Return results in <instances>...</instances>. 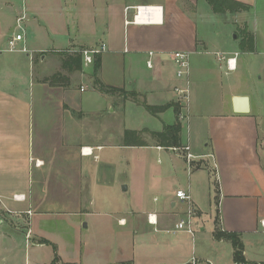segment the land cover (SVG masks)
<instances>
[{"label":"crops","instance_id":"1","mask_svg":"<svg viewBox=\"0 0 264 264\" xmlns=\"http://www.w3.org/2000/svg\"><path fill=\"white\" fill-rule=\"evenodd\" d=\"M46 1H52L50 5L56 6L62 13L63 21L53 25L48 19L50 27L45 29L39 22V15L48 10ZM232 1L247 5L249 11L217 14L206 1L209 7H203L201 0H28L24 2L23 9L19 5L16 8L11 0L5 2L0 9L15 8L19 14L17 22L23 16L18 26L24 23V29L46 36L43 45L46 47L40 41L31 44L26 40L27 36L18 33L23 36V41L19 43H23V47L20 49L25 48L26 52H10L8 43L16 34L7 37L0 28V209L14 217L24 215L30 220L35 214V207L49 204L46 201L52 192L56 196L58 191L56 201L72 211L88 207L86 212L97 214V198L91 190L94 186L112 188L110 186L114 184L117 172L116 162L111 156L107 157L108 149L152 147L159 151V155H165L163 184L157 189L142 191L143 202L138 200L134 206L126 208L125 213H109L112 223L117 222L119 228L135 234L131 251L123 259L119 258L117 264H157V259L163 256L168 263L161 264H191L193 259H196V264H234L232 244L214 238L217 215L222 231L241 235L246 260L249 263H264L262 83H259L262 88L254 92L253 100L238 89H230V101L225 102L230 110L215 119V136L198 138L193 131L196 128L194 122L203 118L195 116L192 119L193 105L188 111L182 109V116L188 117L187 135L182 137V146H189L191 153L198 158L196 162L202 164L197 169L189 167L184 153L180 152L182 149L157 147L149 142L150 138L146 139L149 134L143 135L149 142L148 147L123 146L125 131L162 132L164 125L176 123L174 107L156 116L145 108V105L162 107L178 103L175 88L182 82L176 77L172 54L189 52L200 62L216 53L224 54L226 58L239 54L235 71H228L225 62H222L227 74L243 69L240 54L264 57V0ZM138 6L159 7L161 14L155 16V23H136L134 15ZM198 16L205 26L203 35L199 31ZM221 17H224L225 24L232 21L236 26L238 32L234 39L224 40L219 32L212 34L216 33L213 28ZM244 30L254 36L255 52L241 49ZM52 33L54 37H51ZM101 44H105L107 50L99 55L100 69L96 75L94 64L86 66L84 61L81 71L69 72L63 68L68 56ZM48 54L57 57L56 66L59 65V69L38 78L35 56L40 55L42 64L48 66L51 64ZM55 75L62 77L60 83L52 81ZM77 81L79 84H76ZM84 81L93 82L97 88L94 94H88L89 85ZM97 82L124 90L127 95L124 98L120 93L105 94L99 90ZM108 96L114 100H109ZM241 96L250 99V112L247 114L234 111L233 100ZM112 107L111 114L118 116L119 111L124 112V120L135 127L125 126L122 129L119 145H108V141L105 145L87 142L80 121L85 122L87 117L102 114ZM185 111L191 113L185 115ZM151 119L157 121L152 129L146 126ZM85 149L92 154H84ZM128 171L131 175V170L127 169V174ZM183 176L186 182L173 189L172 182H182ZM35 178L40 191L34 187ZM119 187L120 192L130 191L128 183L121 182ZM124 187L127 189L124 190ZM180 190L191 195V204L177 198ZM149 193L157 196L150 202L147 201ZM47 194H50L48 199ZM15 196L23 198L17 200ZM184 205L188 210L190 207L193 209V224L195 217L201 219L195 225L200 223L198 234H206L207 227L201 226L205 213L213 205L216 209L215 222L207 233L211 234L209 244L199 247V238L196 242V235H192V257H188L186 252L178 256L173 244L162 243V236V241L158 242L147 238L149 234L173 238L177 234H188L185 231L175 232L176 226L183 220L181 216H187L188 210L185 211ZM151 216L154 224L149 221ZM134 219L138 221L137 225ZM85 224L88 228L90 223ZM136 236L140 239L139 245ZM146 242L154 246H145ZM59 257V264H68Z\"/></svg>","mask_w":264,"mask_h":264},{"label":"rangeland","instance_id":"2","mask_svg":"<svg viewBox=\"0 0 264 264\" xmlns=\"http://www.w3.org/2000/svg\"><path fill=\"white\" fill-rule=\"evenodd\" d=\"M11 1L14 2L13 5L16 8L19 5L20 9L21 7L22 9L25 7V1L28 2V0ZM201 1L202 3L200 4L203 7H209L205 1ZM5 2H8V0H0L1 8L5 6ZM51 2H45L48 10L39 15V22L43 27L45 26V29L46 27H50V24H47L48 19L53 22V25L61 24L63 21L62 13L58 11L56 6L50 5ZM200 15L203 18V15ZM18 16L19 14H17L15 8H11L10 10L6 8L0 9L1 33L7 37L23 33L24 36H27L26 40H29L31 44L40 41L42 46L45 45L46 36H39L38 32L33 33V31L24 29V23H20L21 27H19L18 22L21 21L23 16L19 17L17 22ZM223 18L221 17L217 20L216 28H213L216 33L212 34L219 32L218 35L223 37L224 40L225 38L229 40L234 39L238 32L236 26L233 25L232 21L225 24V19ZM197 21L200 34L203 35L205 26L199 16ZM46 32L51 31L46 30ZM51 37H54L53 33ZM55 38L57 37L55 36ZM22 47L23 43L19 44V48ZM43 47L45 48L46 46ZM55 48L58 47L55 46ZM240 55L243 69L232 74L226 73V70L223 68L224 64L217 59L216 55L204 57V63L200 62V60L196 61V57L190 55V106L193 105L194 107L192 119L195 116L203 118L196 119L194 122L196 128L193 131L200 139H205L209 135H216L214 128L215 119L225 115L230 110V107L225 104L226 101H230V89H238L250 95L253 100L254 92L264 86V57L260 55ZM48 57L51 64L46 66L42 64L40 55L35 56L38 78L45 76L46 73L53 74L55 70L59 69V65L56 66L57 57L50 54H48ZM84 82L89 85L87 88L88 94H94L93 91L97 88L93 82ZM259 83H262V86ZM76 84H79V81ZM78 87L77 85V89H79ZM97 91L99 92V90ZM123 97L125 98V96ZM108 99L114 100L110 96H108ZM113 108H109V110L102 114L87 117L85 122L80 121L83 133L85 134L84 138L87 142H99L105 145L104 143L108 141V145L110 143L112 145H119L122 139V129L125 126L135 127L124 120V112L121 113L118 110V116L111 114ZM189 113L185 111V115H189ZM156 122L155 119H151V122H147L146 126L152 129ZM182 128V137L185 138L188 130L187 118L182 122ZM146 139L150 143H155L150 135ZM180 152H184V150ZM106 154L108 158L111 156L112 161L116 162L117 172L114 177L115 181L112 182L114 184L110 186L112 188L94 186L93 190H91L97 198V206L95 208L98 211L97 214L86 212L88 207L81 208L83 211H72L71 208L60 203V201H56L59 195L58 191L56 196H54L55 192H52L51 197L50 194H47L46 199L50 198L46 202L49 204L45 203L41 204V207H35V214L30 220L24 215L21 218L14 217V215L0 209V264H53L56 255L64 258L68 261V264H117L118 262L116 261L119 258L123 259L131 251V242L135 234L127 233L119 228L117 222L112 223L109 213H114L115 211H123L125 213L126 208L134 206L138 200L139 202H143L142 191L148 188L157 189L163 184L165 177L163 166L165 155H159V151L152 147L123 149L113 147L110 150L108 149ZM196 161L192 163V167H195V169L202 165ZM127 169L131 170V175H129V171L127 174ZM36 180L35 178L34 187L37 191H40V186L36 185ZM26 182L28 186V176ZM121 182L130 184V191L128 193L120 192L119 185ZM185 182L186 179L183 176L182 182H172V188L177 189L180 187V183ZM147 197V201L150 202L153 197L157 196L149 193ZM51 203L55 204L51 205ZM56 203L60 204L56 205ZM184 207L185 211H187V205H184ZM215 210L213 205L203 217L204 224L201 226L207 227L206 234H198L200 231V226L198 227V225L200 223L197 226L195 225L201 219L200 217L194 218L195 224L192 227L196 233L194 234L196 235L195 241L197 242L199 238V247L209 244L211 240V234L207 233L209 232V227L215 222ZM102 212L106 214L100 215L99 213ZM181 218L186 220L187 216L182 215ZM134 221L137 225L138 221L135 219ZM85 223H90L88 228L84 227ZM29 230H32V232L34 230V232L32 233ZM125 230H127V227ZM161 236L164 238L162 239L163 241L160 239ZM193 237L191 234H177L174 238L163 234H149L147 236L152 242L161 240L163 244H173L174 252L178 256L182 252H186L188 257H192L193 254ZM136 238V242L138 243L140 239L137 236ZM41 240H47L50 244H40ZM54 246L57 247L56 250ZM145 246L152 248L154 245L146 242ZM164 258V256L159 257L157 264L168 263Z\"/></svg>","mask_w":264,"mask_h":264},{"label":"trees","instance_id":"3","mask_svg":"<svg viewBox=\"0 0 264 264\" xmlns=\"http://www.w3.org/2000/svg\"><path fill=\"white\" fill-rule=\"evenodd\" d=\"M212 8V10L217 14H225L227 12H241V11H249V7L245 4L238 3L232 0H205ZM241 49L246 52H255V39L254 36L248 32V30L243 31V41L241 44ZM83 66V57L82 54L76 52L72 56H68L67 59L63 62V68L69 72L81 71ZM100 69V56H96L94 61V74L96 75ZM62 77L60 75H55L52 79L54 83H60ZM99 85V90L105 94H116L120 93L122 96H126V92L124 90H118L116 88H110ZM131 96H135L134 93L130 94ZM174 107V111L176 114V123L173 125H164L162 132H150L148 130H144L141 132L138 131H125L123 138V146L125 147H148V142L144 139V134H149L151 138L154 140V144L157 147H163L165 149H182V122H181V114L182 107L179 103L166 105L162 107L148 106L145 105V108L149 113L156 116L159 113L166 111L167 109ZM216 229L214 232V238L216 241H228L232 244L234 249V264H255L249 263L245 258V246L242 240V237L238 233L234 232H225L219 228V218L217 215L216 218ZM40 244H50L47 240H41ZM56 250L57 247L54 246ZM60 262V258L56 255L53 264H58ZM130 264V263H125Z\"/></svg>","mask_w":264,"mask_h":264},{"label":"built area","instance_id":"4","mask_svg":"<svg viewBox=\"0 0 264 264\" xmlns=\"http://www.w3.org/2000/svg\"><path fill=\"white\" fill-rule=\"evenodd\" d=\"M161 14V8L159 7H153V6H138L135 7V15H134V22L136 23H155V16ZM142 15H149V21L148 22H139L138 18ZM20 22V21H19ZM23 41L22 35H16L14 36L8 43V51L10 52H26V49H20L19 43ZM107 46L105 44H101L98 47L90 48V49H83L80 51V53L83 56V61L86 66L93 65L96 56H99L106 52ZM152 55V54H151ZM173 55V61L176 68V77L179 81L182 82L181 86H178L175 88L176 94H177V100L182 109L189 110L190 107V53L189 52H176ZM239 54H236L233 58H226L224 54L216 53V57L220 62H225L228 71L232 72L237 70V56ZM151 66V64L149 63ZM82 91H84V88H82ZM184 118H188L187 116L184 117L181 114L180 119L183 120ZM184 150V158L186 162L188 163L189 167L192 168V163L197 160L198 158L194 156L189 146H185L182 148ZM84 154H92V151H87L86 149L83 150ZM177 198L180 199L183 202H187L191 204V195L187 193L184 190H180L177 192ZM23 196H15V199L21 200ZM31 215V212L28 213ZM193 209L190 207L187 212V219H183L177 226L176 231H185L188 234L194 235L193 231ZM149 221L154 224L152 221V216L149 217ZM262 225L264 226V222H262ZM30 234V232H29ZM191 264H196V259H193Z\"/></svg>","mask_w":264,"mask_h":264},{"label":"water","instance_id":"5","mask_svg":"<svg viewBox=\"0 0 264 264\" xmlns=\"http://www.w3.org/2000/svg\"><path fill=\"white\" fill-rule=\"evenodd\" d=\"M234 111L238 114H247L250 112V99L247 96L236 97L233 100ZM127 188L124 187V190ZM84 227H87L85 224Z\"/></svg>","mask_w":264,"mask_h":264},{"label":"bare ground","instance_id":"6","mask_svg":"<svg viewBox=\"0 0 264 264\" xmlns=\"http://www.w3.org/2000/svg\"><path fill=\"white\" fill-rule=\"evenodd\" d=\"M138 21L139 22H148L149 21V15H142L141 17L138 18Z\"/></svg>","mask_w":264,"mask_h":264}]
</instances>
